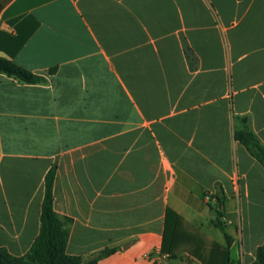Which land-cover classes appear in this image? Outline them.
Here are the masks:
<instances>
[{
    "label": "crops",
    "instance_id": "crops-1",
    "mask_svg": "<svg viewBox=\"0 0 264 264\" xmlns=\"http://www.w3.org/2000/svg\"><path fill=\"white\" fill-rule=\"evenodd\" d=\"M34 26L14 61L47 81L0 73V247L30 251L53 166L70 256L199 263L162 252L167 210L225 244L222 192L230 264L253 263L264 166L235 126L246 118L264 145V0H0L1 47Z\"/></svg>",
    "mask_w": 264,
    "mask_h": 264
},
{
    "label": "trees",
    "instance_id": "trees-1",
    "mask_svg": "<svg viewBox=\"0 0 264 264\" xmlns=\"http://www.w3.org/2000/svg\"><path fill=\"white\" fill-rule=\"evenodd\" d=\"M23 34L20 30L17 36L9 37L12 51L0 46L7 56H0V73L7 75L19 82L26 84H39L47 80L35 74L31 70L14 61L15 54L24 46L33 29ZM55 68L50 70L54 74ZM235 126V138L246 147L249 153L264 166V145L260 143L253 133L246 118H237ZM55 170L52 166L45 177V194L41 207L40 232L34 243L23 256L17 257L10 254L5 248L0 247V264H97V260L110 256L116 252L115 248L104 249L89 261L79 256H70L66 253L69 240L70 219L60 217L53 207V183ZM217 200V216L213 221L215 227L220 229L225 238V244L212 242L205 244L198 236H192L182 231L184 219L171 209L167 210L165 233L162 244V252L168 254L171 259L178 253L187 252L199 263L188 261V264H230V248L233 239L225 231L224 194L222 192L213 195ZM212 206V205H211ZM184 249V251H181ZM251 264H264V244L256 251V260Z\"/></svg>",
    "mask_w": 264,
    "mask_h": 264
},
{
    "label": "rangeland",
    "instance_id": "rangeland-1",
    "mask_svg": "<svg viewBox=\"0 0 264 264\" xmlns=\"http://www.w3.org/2000/svg\"><path fill=\"white\" fill-rule=\"evenodd\" d=\"M229 228H230V227H229ZM215 233H216V237L218 238V240H219V238H220V239H223V233H222L221 230L216 229V230H215ZM208 242H209L208 244H211L212 242H215V241H213V240H209Z\"/></svg>",
    "mask_w": 264,
    "mask_h": 264
},
{
    "label": "built area",
    "instance_id": "built-area-1",
    "mask_svg": "<svg viewBox=\"0 0 264 264\" xmlns=\"http://www.w3.org/2000/svg\"><path fill=\"white\" fill-rule=\"evenodd\" d=\"M205 198H206V200H209L210 199V195H207Z\"/></svg>",
    "mask_w": 264,
    "mask_h": 264
}]
</instances>
